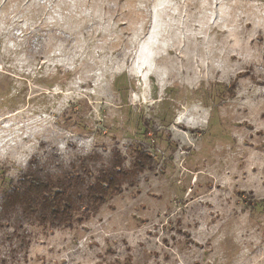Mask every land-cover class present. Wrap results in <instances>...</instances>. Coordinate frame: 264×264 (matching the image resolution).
Masks as SVG:
<instances>
[{
	"label": "rangeland",
	"instance_id": "rangeland-1",
	"mask_svg": "<svg viewBox=\"0 0 264 264\" xmlns=\"http://www.w3.org/2000/svg\"><path fill=\"white\" fill-rule=\"evenodd\" d=\"M139 144L88 220L1 219L0 264H264V0H0V214Z\"/></svg>",
	"mask_w": 264,
	"mask_h": 264
},
{
	"label": "trees",
	"instance_id": "trees-1",
	"mask_svg": "<svg viewBox=\"0 0 264 264\" xmlns=\"http://www.w3.org/2000/svg\"><path fill=\"white\" fill-rule=\"evenodd\" d=\"M130 167L125 169L123 157L116 149L106 165H93L90 154L77 167L70 164L59 173L27 172L14 185L4 189L0 220L27 219L39 225L71 227L95 215L99 207L123 186L135 185V176L152 167L149 151L139 144L133 149ZM19 213V214H17ZM20 215V216H19Z\"/></svg>",
	"mask_w": 264,
	"mask_h": 264
}]
</instances>
